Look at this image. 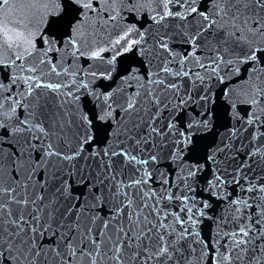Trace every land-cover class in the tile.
<instances>
[{
    "label": "water",
    "instance_id": "95a60500",
    "mask_svg": "<svg viewBox=\"0 0 264 264\" xmlns=\"http://www.w3.org/2000/svg\"><path fill=\"white\" fill-rule=\"evenodd\" d=\"M260 29L254 0H0V264H264Z\"/></svg>",
    "mask_w": 264,
    "mask_h": 264
},
{
    "label": "snow or ice",
    "instance_id": "6c2138e0",
    "mask_svg": "<svg viewBox=\"0 0 264 264\" xmlns=\"http://www.w3.org/2000/svg\"><path fill=\"white\" fill-rule=\"evenodd\" d=\"M3 3H7V0H3ZM254 3H255V5L257 6V7H260V8H264V0H254ZM191 11L192 12H196V9L195 8H192L191 9ZM205 19H207V16H205ZM260 30H262V31H264V29H260ZM253 58H255V53H253ZM37 219H39L38 217H37ZM13 223L14 224H16L17 222L16 221H13ZM19 223H23V218H21V221L19 222ZM18 226H19V224H18ZM22 230V229H21ZM34 231V230H33ZM71 237H69L68 239H67V243L69 244V245H71ZM163 251V250H162Z\"/></svg>",
    "mask_w": 264,
    "mask_h": 264
}]
</instances>
